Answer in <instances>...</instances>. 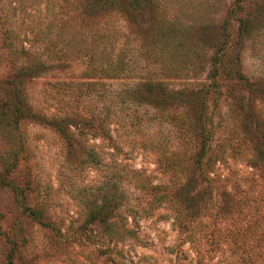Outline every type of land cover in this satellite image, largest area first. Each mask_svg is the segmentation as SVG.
Instances as JSON below:
<instances>
[{
	"label": "rangeland",
	"instance_id": "obj_1",
	"mask_svg": "<svg viewBox=\"0 0 264 264\" xmlns=\"http://www.w3.org/2000/svg\"><path fill=\"white\" fill-rule=\"evenodd\" d=\"M0 264H264V0H0Z\"/></svg>",
	"mask_w": 264,
	"mask_h": 264
},
{
	"label": "trees",
	"instance_id": "obj_2",
	"mask_svg": "<svg viewBox=\"0 0 264 264\" xmlns=\"http://www.w3.org/2000/svg\"><path fill=\"white\" fill-rule=\"evenodd\" d=\"M163 22V21H161ZM158 27V26H157ZM154 28L153 30H149L147 34H145L144 38L146 39L147 42V46L145 48V50L142 51L141 53V57L146 60L147 62H153L156 61L157 63H160V69L164 70L165 68H167L168 65V58H169V53L167 54V56H164L162 54H160L159 51L155 50L154 47L152 46L153 43L156 42H163V44H167V40L169 38V33L168 31H166L165 29L161 30L158 28ZM60 37V42L61 45L63 46L66 42V40L63 38L62 35L59 36ZM109 35L105 34V35H94L93 34V40L91 41V48H78L75 52L77 53H81L82 55H85L88 59V62L90 64V74H105L108 75L110 74L111 76H117L119 74H121L126 68H127V64L124 60L125 55L124 52L121 50H118V52L116 53L115 59H112L110 57V52L105 51V45L106 43H109L108 40ZM116 40V35L113 36V40ZM110 41V42H112ZM99 43L102 44V48L99 49L98 51H94L92 48L97 46ZM110 44V43H109ZM171 55L175 58L178 59L180 58L181 54L180 52L177 51H173L171 53ZM171 56V57H172ZM107 62V64H105ZM107 65H110L109 68H107ZM29 67H33V66H29ZM151 84V85H149ZM145 85H147V87L152 86V83H148V81L145 83ZM191 91V90H190ZM181 92V91H180ZM196 95V96H195ZM195 97H199V94H195ZM171 100L174 101H183L188 103L189 102V94L188 96H185V94L182 92L178 95H171L169 96ZM165 101L163 99L157 98L155 100V103L158 105L163 104ZM35 116V115H33ZM74 116V115H71ZM66 116H59L56 118H46L44 119V123L50 125L51 127H54L56 130H58L61 133H65V128H66V122L65 118ZM90 117H93L95 119H97V122L95 124L96 126V130L99 131L101 134H106V131H104V129L102 128L103 124H104V117H98L96 118V116L91 115ZM68 118V117H67ZM71 118V117H70ZM92 118V119H93ZM16 121V117L14 119ZM183 127L180 128V133L182 135H185L188 139L190 137L193 136L194 134V124L187 119L185 122H183ZM95 132V131H94ZM201 133V132H200ZM21 145H19V148L16 150H20ZM15 151V152H16ZM208 151V146L205 145L204 143H201L193 152L192 154V160L193 163L195 164V166L200 170V172L202 173V176L205 175V173L207 171H209L214 163V161L216 160V157H211V155H206ZM15 152L13 153V158L12 160H6L3 162V172L7 173L9 172L11 169H13L15 167L16 164V154ZM93 158V157H92ZM90 158L89 161H92L93 159ZM177 214L174 216L173 220L177 221L179 223V212L176 211ZM178 216V217H177Z\"/></svg>",
	"mask_w": 264,
	"mask_h": 264
}]
</instances>
